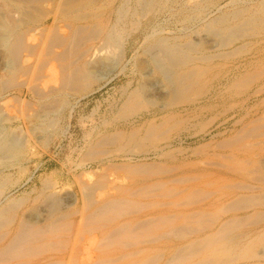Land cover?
Listing matches in <instances>:
<instances>
[{
  "label": "bare ground",
  "instance_id": "6f19581e",
  "mask_svg": "<svg viewBox=\"0 0 264 264\" xmlns=\"http://www.w3.org/2000/svg\"><path fill=\"white\" fill-rule=\"evenodd\" d=\"M98 2L0 0L7 72L0 80V92L17 90L0 103V113L9 122L24 125L27 138H35L38 129L28 123L60 108L70 93L89 90L93 74L112 62L105 48L121 47L116 25L123 19L125 4L116 3L101 13ZM156 2L160 1L138 3L140 10H147ZM240 11V16H230L233 22L212 19L204 26L203 38L176 42L155 32L148 35L144 53L155 66L145 67L143 74L158 69L165 83L152 81L149 95L144 94L145 84L129 91L117 111V119L127 128L97 136L82 160L106 155L114 159L109 147L131 154H122L121 163H100L102 171L93 169L92 178H79V203L74 194L57 198L43 195L42 189L38 195L47 208L17 218L21 200H7L0 207V264H264V45L251 52L264 39L224 51L262 30L264 0L247 15ZM96 38L104 47H94ZM204 39L213 42L211 50L202 48ZM206 95L227 98L229 112L244 110L241 117L235 116L230 135L212 146L195 147L191 151L198 156L195 159L172 157L167 146L155 151L157 160L132 161V152L156 149L159 142L170 139V132L184 129L178 107L195 106ZM155 101L158 110L150 111ZM30 105L33 108L27 111ZM228 116L221 118L224 123L233 119ZM135 118L142 120L136 123ZM200 126L205 130V123ZM17 138L11 143L16 144ZM6 141L0 136V196L13 165L7 163L11 143ZM164 156H170L172 165L161 160ZM112 167L123 170L125 179L104 173ZM62 201L80 204L78 220H71L74 208L62 211Z\"/></svg>",
  "mask_w": 264,
  "mask_h": 264
},
{
  "label": "rangeland",
  "instance_id": "374dc122",
  "mask_svg": "<svg viewBox=\"0 0 264 264\" xmlns=\"http://www.w3.org/2000/svg\"><path fill=\"white\" fill-rule=\"evenodd\" d=\"M115 1L100 0L96 7H100V10L98 8L99 12L105 13L108 9H111L112 6H117L115 5L116 3L125 4L123 9V19H121L116 25V32L118 31V34H121V47L108 46L107 48L109 49H104L105 52L107 51L106 53L111 59L110 62H112H109L110 64L102 68L101 71L93 74L91 81L92 84L90 85L88 91L81 94L70 93L66 98V102L63 103V105L58 106L60 108L57 107L58 109H56L54 112L48 113L42 118L34 119L31 121V123H28V127H38L37 130L34 128L36 130L35 138H27L25 135L26 128L24 125L17 121L9 122L6 120L5 116L0 113V136L1 138H4L5 141L7 140L5 144L11 143L14 136L19 137L17 138L18 142L16 144H8V153L11 154L9 156L10 158L7 159V163H11L13 165H11L10 169H8V184L0 196V207L7 204V200H21V202H18L19 208L16 213L17 218L20 217L19 214L21 215V213L24 214L23 216L33 214L36 212L33 210L35 208L37 212L40 210V213L44 211L45 208H47L43 201V196L38 195L40 192H42V189L43 195H45L44 192L46 194L52 193L57 198H60L62 195L64 196L67 192L71 193L72 195L74 194V199H77V202L79 203V197L81 196L78 186L79 178L88 179L90 176L92 178L94 177L92 176L94 170L99 172L102 171L100 163H103L105 166L113 162L121 163L124 159L121 158L122 154H131L127 151H124V153L123 151H113V147H109L110 151H112L111 155L115 157L114 159L106 155L100 160H82L84 153L89 148L90 142H92L93 139H96L97 136L100 137V135L109 131L111 132L117 128H127L122 120L117 119V111L122 102L125 100L124 98H126V95L129 91L136 88L137 86L145 84L144 86L146 87L145 90L143 89V91L144 94H148L150 91H152V86L150 84L154 83L152 81L159 82L160 84L165 83V80L161 76L158 69L155 72L152 70L151 73L154 72L153 74H143L148 66H155V63H153L154 61L152 59L149 61L148 56L144 53L147 47L146 45L148 39L151 37L148 36L149 34L155 32L157 36H162L176 42H184L195 39L196 37L203 38L205 37L203 32H205L204 29L207 23H210L218 17H225L227 20H231V22H233L234 18H230V16L232 17L236 13L237 15L235 18L240 16V10L244 11V14L247 15V13L252 12L256 8L261 0H159L160 2L154 3L152 8L147 10H140V5L138 3L139 0ZM109 2H111V6H108ZM105 6L108 8L106 9ZM231 12L233 15L230 14ZM108 22L109 24H107ZM111 22V16H108V20H106L107 26H110ZM4 32L5 31L3 29H0V80H3L6 76L5 73H7L4 65L5 45L3 40L5 36L2 34ZM263 39L264 27H262V30H258L255 33V36L253 33L248 39L235 42L234 44L232 43L225 47L224 51L231 50L233 47L247 43L249 41H252V44H255L254 41ZM210 41L211 40L204 39L203 44L201 43L202 48H209L211 50L213 42L211 41V43H209ZM205 42L209 45H206ZM93 45L94 47L98 48L104 47L101 38H96L93 41ZM263 45L264 42L260 45L256 44L254 46L255 48L253 47L254 49H252L251 52L257 48H261ZM235 57L237 59L240 58L239 54ZM1 82L2 81H0V86ZM10 93H17V90L12 89L8 92L1 91L0 103L2 101L4 102V100L6 101ZM217 97L218 96L214 97L212 95H206V97H204L202 101L197 102L198 104L195 106H179L178 111H181V115L184 117H182L184 129L180 128L179 131L177 129V133L176 131L170 132V139L166 143L163 141L159 142L157 145L159 148L156 147L157 150L153 147H146L140 152H132V161L157 160L155 151L159 152L163 147L166 148L167 146L172 150L170 153V156L172 157L175 156V158L179 159H192L194 157L193 159H195L196 157L198 158V156L192 155L195 147L203 143H210L212 146L215 144L217 139L219 141L223 139V137L225 138L226 136L230 135L231 132L228 134V131H233L235 127L233 121L235 116L236 119L241 117L242 112L244 113V110L241 108H235L229 112V110H227V104H229L230 101H228L227 98H223V100H221V98L218 97L217 99ZM210 101L212 102L211 104ZM152 104L153 105H150L149 110H158V101H155ZM213 106H216V110ZM197 107L198 109L194 110ZM207 107H209L210 110ZM29 108L30 110L28 109L27 111H31V108L33 107L30 105ZM13 109L14 108H12V110ZM231 112H234L235 115L232 116ZM225 113L227 116L229 115L228 117L231 116V118H233L230 119L228 123H224L222 120L224 119ZM216 115L218 116L216 117ZM148 117L152 116L150 115ZM155 117L156 120L159 119V115H156ZM138 119H136V123L141 122L142 120L140 118ZM200 123L206 124L205 130H208L207 132L205 130L200 131ZM19 130H23L21 131L22 133ZM223 130L224 132H222ZM23 137L27 140H25ZM203 138H205L206 141ZM176 148L180 149L177 150ZM180 150H182V152ZM175 152H177V154ZM170 156H164L161 157L162 159H160L171 164ZM91 169L92 171L90 172ZM82 172H84V174ZM104 173H107L108 176L112 178L117 177L116 179L118 180L125 179L124 176L126 174L123 170L113 167L112 169H106ZM166 176V179L170 178V175L166 174ZM104 191L105 190L98 192L102 193ZM62 202L64 203V201ZM62 206L63 212L66 210V212H71V210L74 208L72 210V214L70 215L71 220H78L80 218L78 213V210L81 207L80 204L74 203L73 205H67L64 203ZM84 242L86 243L87 241Z\"/></svg>",
  "mask_w": 264,
  "mask_h": 264
}]
</instances>
